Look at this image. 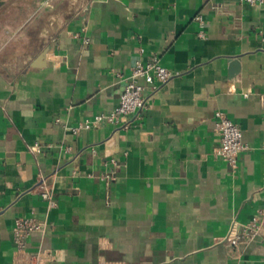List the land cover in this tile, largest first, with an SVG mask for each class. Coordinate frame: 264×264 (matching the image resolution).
I'll use <instances>...</instances> for the list:
<instances>
[{
    "label": "crops",
    "instance_id": "0c3cea01",
    "mask_svg": "<svg viewBox=\"0 0 264 264\" xmlns=\"http://www.w3.org/2000/svg\"><path fill=\"white\" fill-rule=\"evenodd\" d=\"M140 48L180 74L145 92L129 128L74 133L118 105ZM217 110L248 145L235 171L212 154ZM262 207L264 4L0 0V264H26L19 216L47 223L27 249L49 251L48 264H264V243L224 240Z\"/></svg>",
    "mask_w": 264,
    "mask_h": 264
},
{
    "label": "built area",
    "instance_id": "2783aa9c",
    "mask_svg": "<svg viewBox=\"0 0 264 264\" xmlns=\"http://www.w3.org/2000/svg\"><path fill=\"white\" fill-rule=\"evenodd\" d=\"M250 5L264 4V0H237ZM196 19L200 25L199 36L205 37L206 30L202 14H198ZM85 43L89 42L86 38ZM141 55L135 59L129 75L125 79V86L120 95L118 105L107 112L96 114L91 120L80 123L72 128L74 133L80 132L84 128L96 127L101 124L111 123L118 128H129L133 125L134 119L147 109V90H157L166 84L170 79L180 73L166 68L161 64L160 54L153 53L143 58L144 49L140 48ZM214 130L219 137L220 144L212 150L215 157L225 160L232 171L239 165V155L248 148L243 139L240 125L230 119L222 110L215 112ZM33 151L39 152L41 147L35 144ZM67 150L71 147L67 146ZM95 152V149H92ZM107 169L100 176L106 186L117 178L116 170L118 162L115 158H110L106 162ZM92 177L94 174H90ZM42 198L48 206H56V200L49 190H42ZM47 223L36 216H19L15 219L13 226V240L16 246V253L26 261V264H48L54 257L47 250H28V239L34 234H44ZM224 240L232 250H240L242 246L250 242L264 243V207L259 208L252 219L247 223L232 221ZM101 264H106L103 262Z\"/></svg>",
    "mask_w": 264,
    "mask_h": 264
},
{
    "label": "water",
    "instance_id": "95a60500",
    "mask_svg": "<svg viewBox=\"0 0 264 264\" xmlns=\"http://www.w3.org/2000/svg\"><path fill=\"white\" fill-rule=\"evenodd\" d=\"M236 63H237V61H236V60H233V61H232V64H236Z\"/></svg>",
    "mask_w": 264,
    "mask_h": 264
}]
</instances>
